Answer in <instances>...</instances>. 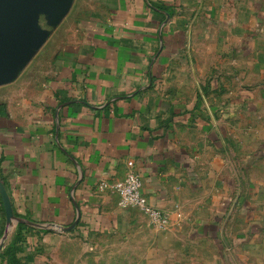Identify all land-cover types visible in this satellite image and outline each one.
<instances>
[{"label":"crops","instance_id":"1","mask_svg":"<svg viewBox=\"0 0 264 264\" xmlns=\"http://www.w3.org/2000/svg\"><path fill=\"white\" fill-rule=\"evenodd\" d=\"M50 31L0 87L19 264L141 232L155 264H264V0H75ZM129 174L165 229L101 188Z\"/></svg>","mask_w":264,"mask_h":264},{"label":"water","instance_id":"2","mask_svg":"<svg viewBox=\"0 0 264 264\" xmlns=\"http://www.w3.org/2000/svg\"><path fill=\"white\" fill-rule=\"evenodd\" d=\"M75 0H0V87L12 83L31 63L50 37V29L41 25L44 17L49 28H56L69 15ZM6 216V229L0 251L11 231L23 220L15 217L5 186L0 185ZM57 227L70 232L78 224ZM52 230V227H41ZM56 230V229H55Z\"/></svg>","mask_w":264,"mask_h":264},{"label":"rangeland","instance_id":"3","mask_svg":"<svg viewBox=\"0 0 264 264\" xmlns=\"http://www.w3.org/2000/svg\"><path fill=\"white\" fill-rule=\"evenodd\" d=\"M41 25L52 29L47 26L44 17L41 18ZM147 229L153 227L149 226ZM141 234L142 236L130 238L117 236L100 240V245L94 251L81 247L80 243L72 238L71 241L63 243L59 261L62 264H76V262L78 264H155L157 260L155 249L149 243L150 240L143 239V232ZM172 256L170 253H165L164 261L167 259L168 262H172Z\"/></svg>","mask_w":264,"mask_h":264},{"label":"built area","instance_id":"4","mask_svg":"<svg viewBox=\"0 0 264 264\" xmlns=\"http://www.w3.org/2000/svg\"><path fill=\"white\" fill-rule=\"evenodd\" d=\"M102 189L109 190L119 197L120 206L125 209H138L150 219L151 223L159 229H165L169 225L168 215L154 208L142 193V182L136 174H129L119 182L101 183Z\"/></svg>","mask_w":264,"mask_h":264},{"label":"trees","instance_id":"5","mask_svg":"<svg viewBox=\"0 0 264 264\" xmlns=\"http://www.w3.org/2000/svg\"><path fill=\"white\" fill-rule=\"evenodd\" d=\"M0 185L3 186L6 185V179L2 175L1 170H0ZM32 229H33L32 226H29L24 223H20L17 227H15L11 231L3 250L0 251V256L8 257L10 264H19V261L17 259V253L20 250V244L24 240L25 234L28 233L29 231H32ZM44 231H48V230H44Z\"/></svg>","mask_w":264,"mask_h":264}]
</instances>
